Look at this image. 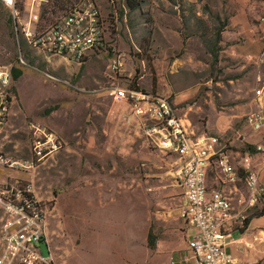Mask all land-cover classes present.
Returning <instances> with one entry per match:
<instances>
[{
  "label": "rangeland",
  "instance_id": "1",
  "mask_svg": "<svg viewBox=\"0 0 264 264\" xmlns=\"http://www.w3.org/2000/svg\"><path fill=\"white\" fill-rule=\"evenodd\" d=\"M26 1L16 0L21 18L26 17ZM132 1L136 5L133 9L127 0H94L109 47L90 53L87 63L88 57L82 63H69L60 58H47L30 48L21 36L17 38L11 11L0 0V65L10 67L11 72L13 68L22 71L17 82L12 80L14 101L7 125L0 134V154L11 161L30 159L33 126L55 132L63 142L61 150L32 172L15 170L20 176L19 182L28 185L31 197L47 218L45 244L55 264H94L107 257L118 260L119 264L126 261L140 264L141 244L152 248L158 234L155 223L158 205L142 188H136L135 184L132 187L131 174L137 177L140 169L132 172L126 161L114 154L102 159L94 154L84 156L76 134L94 129L93 121L102 119L100 114L106 109V101L100 104V100L109 98V88H128L129 80L138 72L144 74L143 82H150L151 61L162 59L158 50L160 26L166 25L170 32L180 31L192 37V45L197 49L202 39L209 43L216 40L226 18L233 12L232 7L222 5L228 0ZM249 2L264 30V0ZM38 14L36 34L50 28L65 13L54 7L53 0H45ZM114 53L125 55L123 72L117 78L107 70ZM189 63L197 66L194 61ZM209 63V68L204 69L206 75L200 73L201 66H198V78L209 75L220 81L224 72L215 68L211 60ZM254 98L255 109L239 122L247 132L252 131L249 116L259 108L255 93ZM229 107L234 105L224 108ZM94 160L97 169L94 165L84 168L85 162ZM96 160L107 166L100 167ZM262 211L264 206L256 213ZM8 220L5 218L2 229ZM131 244L138 248H130ZM38 246L46 255L45 245L38 243Z\"/></svg>",
  "mask_w": 264,
  "mask_h": 264
},
{
  "label": "crops",
  "instance_id": "2",
  "mask_svg": "<svg viewBox=\"0 0 264 264\" xmlns=\"http://www.w3.org/2000/svg\"><path fill=\"white\" fill-rule=\"evenodd\" d=\"M222 5L232 7L233 12L226 18L225 25L214 42L202 39L195 49L192 37L185 35L183 40L180 31L170 32L166 25L160 26L161 43L158 50L162 59L151 61L149 83L143 82L144 74L136 72V76L138 87L144 92L169 97L177 116L191 127L195 135L219 138V150L230 156L232 165L240 171V177H243L241 166L245 156H252L251 161L255 164L258 158L256 146L262 143L261 134L247 132L239 122L255 109V90L264 83V30L249 0H228ZM195 53H198L197 56ZM90 58H86V63ZM210 60L215 68H220L225 74L220 81L209 75L203 79L198 78V66H201L200 73L206 75L207 70L204 69L209 68ZM190 61L196 62L197 66L194 67ZM129 82L128 87L132 80ZM258 86L260 87L257 88ZM109 89V98L100 100V104L106 101L104 113H99L102 119L93 121L94 129L77 132L79 149L84 156L94 154L99 159L105 158L107 154H114L116 158L124 159L132 172L140 169L137 177L131 174L132 187L135 184L136 188H142L158 205L155 220L157 240L152 248L148 244H141L140 264H198L188 249L193 231L186 228L180 217L184 197L175 179L181 167L180 159L174 153L151 148L146 132L151 123L134 116L126 102L109 96ZM194 100L195 104L191 105ZM231 104L234 107L224 108ZM260 104L264 108V97ZM96 161L102 168L107 166ZM93 165L97 169L95 160L85 162L84 168L90 169ZM16 172L0 165V185L19 182L20 176ZM262 182L264 184V174ZM207 187L208 190L223 189L231 192V186L221 185L212 169L208 173ZM239 187H243L242 183H239ZM232 198L233 205L237 208L238 196L234 194ZM255 214L256 212L249 217L246 226L235 230L229 237L226 251L234 264H264V213ZM5 218L0 204V239ZM137 246L131 244L130 248H138ZM37 247L43 256L48 255V250L44 255L42 248ZM1 251L0 242V254ZM94 264L119 263L118 260L107 257L103 262ZM120 264L128 263L126 261Z\"/></svg>",
  "mask_w": 264,
  "mask_h": 264
},
{
  "label": "built area",
  "instance_id": "3",
  "mask_svg": "<svg viewBox=\"0 0 264 264\" xmlns=\"http://www.w3.org/2000/svg\"><path fill=\"white\" fill-rule=\"evenodd\" d=\"M11 11L14 35L21 36L37 53L47 58H60L69 63H82L88 54L105 50L104 23L94 0H80L55 26L36 34L38 11L45 0H27L26 17L21 18L16 0H1ZM125 55L114 53L107 70L115 78L123 72ZM23 64L22 58H19ZM12 72L0 65V134L7 125L14 101L11 90ZM109 96L126 102L131 113L151 123L147 136L151 148L174 153L181 161L176 182L182 190L184 204L180 217L186 228L193 231L188 249L198 264H234L226 251L229 237L244 227L249 217L264 206V110L260 104L264 97V84L255 90L258 109L250 117V128L261 134L262 143L256 146L257 162L245 156L240 177L239 170L231 163L230 156L219 150V138L211 135H195L186 125L169 97L128 88L111 87ZM32 154L30 159L9 160L0 154V165L20 172H32L44 160H48L63 148V142L55 132L33 126ZM216 172L221 185L231 186V192L223 189L208 190L210 170ZM242 183L243 187H239ZM19 182L0 185V204L6 222L0 242V264H55L47 243V218L19 189ZM30 195L29 187L25 188ZM238 196L235 208L233 195ZM31 196V195H30ZM46 245L48 255L43 256L38 243Z\"/></svg>",
  "mask_w": 264,
  "mask_h": 264
},
{
  "label": "trees",
  "instance_id": "4",
  "mask_svg": "<svg viewBox=\"0 0 264 264\" xmlns=\"http://www.w3.org/2000/svg\"><path fill=\"white\" fill-rule=\"evenodd\" d=\"M80 0H53V5H54V7H56V9L57 10H64V16L67 14V13H69L73 8H74V6L79 2ZM127 3H128V5H129V7L131 8V9H133V8H135L136 7V5H135V3L132 1V0H127ZM63 16V17H64ZM62 17V18H63ZM62 18H60L59 20H57L52 26H55ZM52 26H50V27H52ZM182 35V34H181ZM182 37H183V40H185V36L184 35H182ZM22 76V71L21 70H18V69H16V68H13L12 69V80H13V82H17L18 81V79L20 78ZM129 88L131 89V90H134V91H141V92H144L143 90H141L139 87H138V76H135V78L132 80V82H131V85L129 86ZM242 175V174H241ZM243 176V175H242ZM19 185H20V187H19V189H20V191L22 192V194H23V196L26 198V199H28V200H30L31 199V196L29 195V194H27L26 193V191H25V188L28 186V185H22V183L21 182H19ZM34 207L35 208H38V209H40V206L38 205V204H34ZM263 213V211L262 212H259V213H256L255 215H261ZM247 225V224H246ZM245 225V226H246ZM41 243H43V240H42V242Z\"/></svg>",
  "mask_w": 264,
  "mask_h": 264
}]
</instances>
